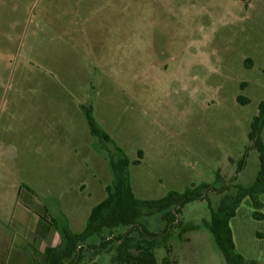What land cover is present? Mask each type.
I'll use <instances>...</instances> for the list:
<instances>
[{"label": "rangeland", "instance_id": "rangeland-1", "mask_svg": "<svg viewBox=\"0 0 264 264\" xmlns=\"http://www.w3.org/2000/svg\"><path fill=\"white\" fill-rule=\"evenodd\" d=\"M39 79L69 80L73 85L65 90L89 89L86 107L113 140L94 139L93 149L106 164L93 173L105 185L113 182L108 159H118L115 145L131 161L140 151L146 154L142 165L129 169L140 200L230 184L226 194L234 197L235 186L256 183L259 153L247 150L264 102V0H0V109H24L25 100L9 101L10 94L26 95L30 105ZM88 82L91 86L84 85ZM239 97L249 102L242 104ZM261 138L264 142V127ZM28 156L18 181L34 191L38 205L27 203L24 213V264H45L46 248L64 251V230L83 232L90 210L106 195L87 200L78 189L76 204L67 202L75 221L68 224L63 200L57 205L52 196L70 186L68 167L58 171L56 165L38 164L36 149ZM58 173L68 180L59 182ZM226 194L209 193L207 200L185 206L167 241H158V264H227L206 225ZM44 206L58 224L50 234ZM148 210L143 209L140 222L163 234L166 213L145 216ZM253 212L245 199L231 227L245 261L264 264V220H256ZM126 230L103 235L117 237ZM99 241L93 236L85 243L81 264H117V245L91 249Z\"/></svg>", "mask_w": 264, "mask_h": 264}, {"label": "crops", "instance_id": "crops-1", "mask_svg": "<svg viewBox=\"0 0 264 264\" xmlns=\"http://www.w3.org/2000/svg\"><path fill=\"white\" fill-rule=\"evenodd\" d=\"M24 84L31 86L28 77H24ZM33 85L36 86L35 90L32 89L34 92L28 94L30 105L26 104V95L10 94L9 101L25 100L24 109L16 106L0 109V264H24V213L30 209L27 203L38 205L34 191L25 189L18 181V175L23 176L24 173V157L28 160L31 158L28 156L30 150L36 149L37 156L41 158L38 161L40 165H56L58 171L61 166L65 170L66 166L68 167L70 186L62 193L58 191L52 194L53 198H58L55 202L57 205L61 206L63 200V210L68 205L67 202L70 203L69 206L76 204L78 189L81 197L88 200L98 193L102 196L105 193L107 197V187L110 186L105 185L101 179L98 180L97 176L94 177L93 173V168L98 169L105 162L93 149L96 137L93 136L86 119L88 109L85 102L89 99V89L76 86L71 90L63 89L65 85H73L69 80L57 82L39 79ZM84 85L91 86V83ZM100 129L110 136L104 129ZM100 142L103 143L101 140ZM145 159L146 154L143 152L140 165ZM62 178L67 179V176L59 177L58 173L59 182ZM132 188L134 192V187ZM67 197L70 198L69 201H66ZM106 197H102L99 203ZM44 208V228L50 234L57 220L55 217L49 218V210L46 206ZM66 209L64 213L68 216V224H75L70 217L69 207ZM43 220H40V223ZM233 234L235 239L234 230ZM58 245L60 246V239L57 241Z\"/></svg>", "mask_w": 264, "mask_h": 264}, {"label": "trees", "instance_id": "trees-1", "mask_svg": "<svg viewBox=\"0 0 264 264\" xmlns=\"http://www.w3.org/2000/svg\"><path fill=\"white\" fill-rule=\"evenodd\" d=\"M238 101L242 104L249 101L239 97ZM86 119L94 137L101 141L112 144L113 140L95 122L91 112L86 111ZM264 127V102L260 104L259 114L251 125L250 140L253 149L259 153L260 170L256 178L255 185L251 187L235 186L237 194L234 197L226 193L230 190L231 184L222 188L209 185L194 187L184 194L171 192L168 196L154 201L138 199L132 188L129 169L132 165L138 166L143 159V152H139L138 159L131 161L125 152L115 145V153L118 159L109 156V166L113 174V182L107 187V197L96 205L90 214L86 228L80 234L69 233L64 230L62 242L66 246L64 251L57 248H46L45 264H81L83 257V246L93 236H98L100 241L97 245L91 246L94 250H106L110 245H117L116 258L117 264H158L155 250L158 247L159 239L167 241L173 224L178 221V216L182 213L185 206L194 201L207 200L209 193L226 194L218 209H212V219L206 223L207 227L214 235L215 240L224 255L227 264H255L247 263L245 258L237 251L233 230L232 220L236 217L238 209L243 201L250 199L254 209L253 217L256 220H264L262 209L264 204V142L261 138ZM245 163L242 162L238 167V173L243 171ZM233 180L231 183H233ZM144 208H148L145 216L154 213H166L165 219L168 221L167 230L163 234H153L147 227L140 222L144 216ZM172 211V212H171ZM45 219V216L42 217ZM57 227V225H54ZM120 227H127L125 233L116 236L104 237L106 230H114ZM169 227H171L169 232ZM80 247V248H79ZM79 248V249H78ZM170 252V249H168ZM165 264H171L165 260Z\"/></svg>", "mask_w": 264, "mask_h": 264}]
</instances>
